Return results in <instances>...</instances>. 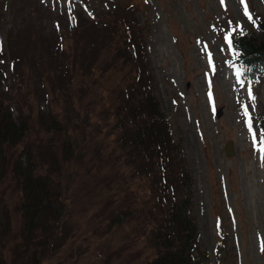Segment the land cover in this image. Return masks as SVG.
I'll list each match as a JSON object with an SVG mask.
<instances>
[{
	"label": "rangeland",
	"instance_id": "obj_1",
	"mask_svg": "<svg viewBox=\"0 0 264 264\" xmlns=\"http://www.w3.org/2000/svg\"><path fill=\"white\" fill-rule=\"evenodd\" d=\"M114 19L145 46L153 95L192 176L205 263L264 264V62L246 74L234 45L264 37V0H0V69L8 70L0 110L28 130L21 145H1L0 264H128L147 249L118 218L125 186L138 199L152 179L130 173L116 141L121 128L103 106L119 99L129 64L111 65V53L86 43L95 26L114 29ZM74 67L70 78L58 73ZM20 147L39 163L38 147L51 148L61 168L47 172L62 170L49 185L58 191L57 209H46L48 244L37 247L35 235L25 237L12 172Z\"/></svg>",
	"mask_w": 264,
	"mask_h": 264
},
{
	"label": "trees",
	"instance_id": "obj_2",
	"mask_svg": "<svg viewBox=\"0 0 264 264\" xmlns=\"http://www.w3.org/2000/svg\"><path fill=\"white\" fill-rule=\"evenodd\" d=\"M114 20L116 24L112 30L95 26L93 36L86 43L88 47L91 46L89 50H102L107 56L111 53L109 59H106L111 65L119 61L129 64L124 71V85L117 89L119 99L109 98L107 105L103 106L107 115L113 114L116 117L114 128H121L118 134L115 133L116 141L132 167L130 173L133 176L136 173L148 174L152 179L150 185H147L148 193L138 199L134 198V188L127 185L122 190L126 202L122 205L118 220L123 223L130 221L129 235H139L138 238H142L147 247L139 260L135 259L128 264H206L208 254L200 242L192 176L179 142L172 137L169 123L164 119L153 95L146 65L148 60L144 54L145 46L137 32H133V26L125 22L122 25L121 20L120 25ZM262 30L264 32V27ZM234 45L242 52L240 59L247 67L246 74H250L253 66L264 62V37L258 43L240 37ZM247 57L250 59L245 60ZM91 58L95 62V56ZM74 70L77 72L79 68H67L66 71L59 69L58 73L64 72L62 76L70 78L69 73L72 74ZM7 71L5 68L0 69V87L6 79ZM7 91L3 90L4 93ZM13 116L11 109H6V112L0 110V151L1 145L6 142L10 146L21 145L24 137L28 136L27 127L18 117ZM51 123L61 126L59 120H51ZM258 123L264 131V117ZM50 149L38 147L37 155L40 161H44L39 163L35 161L34 152L30 148L26 153L20 147L12 167L20 184L22 215L27 223L28 234L30 233L25 237L27 239L28 236L30 240L35 235L36 247L48 244L42 241L46 225L51 224L47 219L46 209H57L51 197L56 196L54 193L58 190L51 189L49 185L52 184L51 181L56 182L53 174L57 177L62 170H57L61 168L58 156ZM72 149L73 147L69 148L68 155L73 153ZM144 155H149L154 160L151 163L137 162L138 156ZM53 163L58 168L51 174L47 169ZM38 168L46 169V172L39 171Z\"/></svg>",
	"mask_w": 264,
	"mask_h": 264
},
{
	"label": "water",
	"instance_id": "obj_3",
	"mask_svg": "<svg viewBox=\"0 0 264 264\" xmlns=\"http://www.w3.org/2000/svg\"><path fill=\"white\" fill-rule=\"evenodd\" d=\"M221 114V109L218 108L217 112H216V115H220ZM224 150H225V153L228 155V156H232L235 154V148H234V142H233V139H228L225 144H224Z\"/></svg>",
	"mask_w": 264,
	"mask_h": 264
},
{
	"label": "snow or ice",
	"instance_id": "obj_4",
	"mask_svg": "<svg viewBox=\"0 0 264 264\" xmlns=\"http://www.w3.org/2000/svg\"><path fill=\"white\" fill-rule=\"evenodd\" d=\"M225 39H227V37H225ZM229 43H231V42H229Z\"/></svg>",
	"mask_w": 264,
	"mask_h": 264
}]
</instances>
